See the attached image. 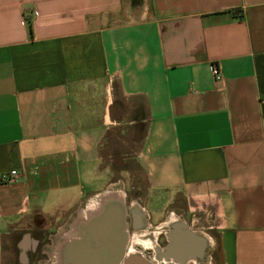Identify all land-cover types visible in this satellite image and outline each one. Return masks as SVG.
<instances>
[{"label":"crops","instance_id":"1","mask_svg":"<svg viewBox=\"0 0 264 264\" xmlns=\"http://www.w3.org/2000/svg\"><path fill=\"white\" fill-rule=\"evenodd\" d=\"M11 170L0 264H42L57 235L56 260L80 210L87 230L101 197L128 189L156 204L137 211L151 235L169 208L168 228L202 240L167 260L196 264L210 240L209 264H264V0H0Z\"/></svg>","mask_w":264,"mask_h":264},{"label":"water","instance_id":"2","mask_svg":"<svg viewBox=\"0 0 264 264\" xmlns=\"http://www.w3.org/2000/svg\"><path fill=\"white\" fill-rule=\"evenodd\" d=\"M125 214L123 198L122 201L117 202L115 205L105 207L101 219L92 221L90 224V240L95 246V251L90 254L85 251L86 244L90 240L83 234L81 238L72 239L67 243V253L65 256L63 255L64 264H68L70 261L72 264H84L85 258L90 259L89 263L91 264H113V261L119 258L126 239ZM201 246L202 240L200 238L183 232L173 241L169 250L174 254L184 250L185 253L182 252L183 255L179 256V260H182L186 256L188 248L199 250ZM124 264L151 263L144 261L139 255H133Z\"/></svg>","mask_w":264,"mask_h":264},{"label":"flooded vegetation","instance_id":"3","mask_svg":"<svg viewBox=\"0 0 264 264\" xmlns=\"http://www.w3.org/2000/svg\"><path fill=\"white\" fill-rule=\"evenodd\" d=\"M131 196H133V193H126L125 198H124V206L126 207V204L128 203V201L130 200ZM166 212L169 211V208H167L165 210ZM163 213L162 217L159 219V221H157V224H155V229H156V235L154 237V247L150 246V245H146V246H142L141 242L146 240V239H150L152 238L151 232L143 234L142 238H136V239H131L129 241L128 239V235H132L133 231L137 229V226H139L142 223L141 217H138L137 212L136 211H127L125 214V242L123 245V249L121 250V254L119 256V258L115 259L113 261V264H124V262L126 260H128L130 257H132L133 255H139L144 261L151 263V264H185L186 262L182 261V262H178L175 263L174 261H169L167 260L169 256H176L177 258H179L180 255H183L184 250H181V252H177L178 254H172L170 252V242H173L175 239H177L179 237V233H180V226L179 225H173L172 227L168 228V226L165 225L164 219L167 215V213ZM144 217L146 218V214L144 215ZM147 218H151L150 215L147 216ZM91 227V225H90ZM90 227L88 228V230H86L85 232V237H87V239H91V235H90ZM68 234L66 235V237L68 238V235L70 232H67ZM132 233V234H131ZM89 235V236H88ZM46 238V236H45ZM41 239V238H40ZM48 241H50L52 239V237L50 238L49 236L46 238ZM153 239V238H152ZM42 240V239H41ZM59 240H63V237L60 238ZM68 240H66L64 242L63 248L60 245V242L56 244V247L54 248V253H55V262L53 264H64L63 261V255L65 256L67 253V249H66V242ZM40 242V240H39ZM94 247L92 241L90 240L88 244H86L85 247V251H87L88 254H90L91 252H94ZM45 248V247H44ZM165 248V249H164ZM167 251V252H165ZM183 252V253H182ZM41 254L46 256L47 252L43 251V252H39V258H36L35 255V259H40L42 260ZM95 254V253H94ZM90 259L85 258V262L84 264H91L89 263ZM68 264H72L71 261Z\"/></svg>","mask_w":264,"mask_h":264},{"label":"rangeland","instance_id":"4","mask_svg":"<svg viewBox=\"0 0 264 264\" xmlns=\"http://www.w3.org/2000/svg\"><path fill=\"white\" fill-rule=\"evenodd\" d=\"M135 178H136V183H137V186H139V188H140V190H139V193L140 194H143V193H145V188H144V184L142 183V181H141V179H140V176H138V175H136L135 176ZM127 192H130V193H133L132 192V190H127ZM139 194V195H140ZM134 195V194H133ZM145 198H142V199H147L146 200V203L145 202H142L141 200H136V202L138 203V204H136V202H134V204H132V203H130L129 201H128V203L126 204V207H125V210H126V212H127V210H129V209H136L137 211H140V210H144L143 211V213H148V210L149 211H152V210H155V209H157L156 208V204L155 205H153L151 202H150V200H151V196L149 197V198H147L146 197V195L144 196ZM148 199H150V200H148ZM148 201V202H147ZM160 202V199H159V201H158V203ZM157 203V204H158ZM132 206V207H131ZM82 207V206H81ZM131 207V208H130ZM157 207L158 208H160V206L159 205H157ZM75 215V214H74ZM152 219L153 218H151L150 220H147L150 224H152L153 225V222L154 221H152ZM155 219V218H154ZM153 219V220H154ZM167 222V221H166ZM144 223H142L141 225H142V227H141V231L140 232H142V231H144V232H149V231H152L151 230V228H150V226L148 225V226H145V225H143ZM63 228H67L66 226H63ZM55 230H51L50 231V233H52V232H54ZM139 231H133L131 234L132 235H128V239H129V241L131 240V239H136L137 237L135 236V235H137L138 233H140ZM141 238V237H140ZM58 239V236L56 235V237H52V240H50V241H48L46 238L45 239H43V243L45 244V245H47V247H46V252H47V255L46 256H44V255H42L41 254V257L40 258H42V260H44V261H47L48 259H50V260H48L46 263L44 262V261H42L41 263L42 264H47V263H50V261H52V262H54L55 260H53L52 259V256H51V252H52V248H53V243L56 241ZM207 239H209L208 237H207ZM212 246V241H210L209 240V242H207V245H206V247H205V249H204V251H203V253H202V255H201V260L199 261H196V264H209L210 263V254H209V252H210V249L212 248L211 247ZM35 256V255H34ZM39 258V253L38 254H36V258ZM31 264H35V262H34V260H33V262L31 263Z\"/></svg>","mask_w":264,"mask_h":264},{"label":"bare ground","instance_id":"5","mask_svg":"<svg viewBox=\"0 0 264 264\" xmlns=\"http://www.w3.org/2000/svg\"><path fill=\"white\" fill-rule=\"evenodd\" d=\"M122 198H123V195L121 192H112V193H105L101 199L96 203V207H95V215L93 213V215L95 216V218L97 220H100L102 215H103V211L105 209V207L109 206V205H115L117 202L119 201H122ZM95 205V204H94ZM132 211H136V209H132ZM144 211V210H143ZM78 220H77V223H75L74 225H72V228L71 230L69 231V235H68V238H71V239H76V238H81L83 234H85L86 232V229L85 227H83V225L81 224V221L84 218H86V215L85 213L83 214V211H79L78 212ZM88 215V214H87ZM147 215V214H146ZM88 219V218H87ZM58 234V233H57ZM156 235V232H153L152 233V238L150 239H146L144 241L141 242L142 246H146V245H150L152 247H154V237ZM67 238V237H66ZM66 240H61L60 242V245L62 248H63V245H64V242ZM70 241V239L67 241V243ZM66 243V245H67ZM53 255L55 256V253H54V250H53Z\"/></svg>","mask_w":264,"mask_h":264},{"label":"built area","instance_id":"6","mask_svg":"<svg viewBox=\"0 0 264 264\" xmlns=\"http://www.w3.org/2000/svg\"><path fill=\"white\" fill-rule=\"evenodd\" d=\"M211 72L213 73L215 79H220L221 78V74L218 72V69H217L215 64L211 65ZM15 174H16L15 170H11L8 174L7 173H3V174L0 175V180L1 181L10 180V179H12V177Z\"/></svg>","mask_w":264,"mask_h":264},{"label":"trees","instance_id":"7","mask_svg":"<svg viewBox=\"0 0 264 264\" xmlns=\"http://www.w3.org/2000/svg\"><path fill=\"white\" fill-rule=\"evenodd\" d=\"M28 26H29V27L31 26L30 22H28Z\"/></svg>","mask_w":264,"mask_h":264}]
</instances>
